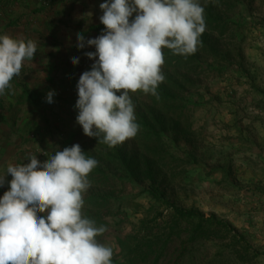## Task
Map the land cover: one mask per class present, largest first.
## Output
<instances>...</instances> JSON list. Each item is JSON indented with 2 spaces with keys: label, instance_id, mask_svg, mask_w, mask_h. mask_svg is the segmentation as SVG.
I'll list each match as a JSON object with an SVG mask.
<instances>
[{
  "label": "rangeland",
  "instance_id": "374dc122",
  "mask_svg": "<svg viewBox=\"0 0 264 264\" xmlns=\"http://www.w3.org/2000/svg\"><path fill=\"white\" fill-rule=\"evenodd\" d=\"M199 3L204 19L213 8L227 26L212 35L217 51L205 54L200 66L184 65L175 72L162 66L165 79L159 87L175 94L174 111L178 117L183 114L176 118L178 129L169 124L171 117L163 107L155 106V96L137 92L130 93L139 125L134 137L111 149L84 133L78 143L86 157L98 161L88 177L91 186L82 211L88 218L103 220L97 226L107 231L100 243L112 247L114 261L126 253L121 241L138 236L141 224L148 229L158 225L153 231L158 233L169 220L168 208L154 193L175 207L230 225L251 247L249 264H264V0L223 2L231 10L221 9L214 0ZM170 54L163 49L164 61ZM155 133L161 137L156 139ZM11 179L10 175L7 181ZM9 188V183L0 187V199ZM234 235L218 234L219 241L208 242V250L186 264H240L233 253L242 241L233 240ZM177 245L173 238L160 264L170 259ZM151 263L150 258L136 264Z\"/></svg>",
  "mask_w": 264,
  "mask_h": 264
},
{
  "label": "clouds",
  "instance_id": "9594fccd",
  "mask_svg": "<svg viewBox=\"0 0 264 264\" xmlns=\"http://www.w3.org/2000/svg\"><path fill=\"white\" fill-rule=\"evenodd\" d=\"M100 9L102 34L86 41L77 33L78 48L95 47L85 53L95 62L78 80L76 121L84 135L111 149L139 129L130 93L159 98L163 49L184 57L197 51L206 30L205 9L199 0H104ZM36 51L33 40L0 35V95ZM54 94L47 93L48 103ZM27 161L9 164L0 175V187L10 184L0 199V264H112V247L97 240L107 228L82 211L98 161L86 157L79 144L44 162L35 155Z\"/></svg>",
  "mask_w": 264,
  "mask_h": 264
},
{
  "label": "crops",
  "instance_id": "0c3cea01",
  "mask_svg": "<svg viewBox=\"0 0 264 264\" xmlns=\"http://www.w3.org/2000/svg\"><path fill=\"white\" fill-rule=\"evenodd\" d=\"M103 2L0 0V35L33 40L37 45L34 59L24 62L11 88L0 95V175L9 164L28 163L29 156L38 158L46 150L48 156L38 158L44 162L61 147L83 139L76 121L77 84L95 62L85 55L95 47L78 48L77 33H83L86 41L102 34ZM73 57L78 64L72 63ZM49 91L55 93L52 103L46 100Z\"/></svg>",
  "mask_w": 264,
  "mask_h": 264
},
{
  "label": "trees",
  "instance_id": "16d2710c",
  "mask_svg": "<svg viewBox=\"0 0 264 264\" xmlns=\"http://www.w3.org/2000/svg\"><path fill=\"white\" fill-rule=\"evenodd\" d=\"M214 2L218 7H221V9L231 10L232 7L223 6V2L225 3V5H227L233 2H237V0H214ZM207 12L209 14L207 16V19H205L206 30L200 37V43L197 46L200 49L199 52L204 55H201V57L197 54V51L194 54L187 56L189 58L170 54L169 61L167 59L164 62V65L167 67L171 66L172 71H174L175 68H181L184 65L189 69L194 66L198 67L200 66L199 60H201L205 56V54H209L210 51H217L216 47L212 45L213 39L211 37L213 34H216L218 30H225L227 24L224 22L223 18H221L222 16L217 17L215 15V13L213 12V8H210ZM224 32L225 31H221L222 34ZM160 89L164 92L160 91ZM157 93L159 98L155 96V99L153 100L155 106H157L158 108L163 107V109H161L162 112L171 117L169 120V124L174 125V127L178 129L179 121L176 120V118L178 117V113L177 111H174V109L176 108V104H178L175 101V94L172 95L173 93L169 90L168 92H166V88L163 86H158ZM182 116L183 114L181 115V117ZM155 119L158 120L159 116L155 117ZM159 136L160 135L158 133H155L156 139H159L161 137ZM146 162L149 166L148 171H152V165L150 164V161L146 160ZM151 195L156 199H159L161 203H164L166 205V208H168L169 220L162 227H159L160 232L158 233L153 232L158 225H155L156 227H151L150 229H148L147 224H141L142 230L139 231L138 236L127 238V242L125 243L121 241L122 249L126 250V253L123 256V259L120 261H114L113 259L112 264H136L137 262L149 261L150 258L152 260L151 264H160L161 258L164 255L168 244L171 243L173 238L178 240V245L174 250V254L165 264H186L188 262L194 263V261L197 260L198 254H203V252H206L208 250V242H217L219 241L217 237L218 234L222 232L231 233V231H233L235 234L233 240L242 241L240 242L241 247L239 251L233 253L236 254L235 262H238L240 264H249L248 257L249 255H251V247L246 242L245 237L241 235L236 229H233V227L226 223L218 222L216 220V217L206 219L203 213H200L196 210H185L175 207L169 201H164L163 198H161L160 200V198L157 197V195H155L154 193H151ZM90 217V219H93L97 225L103 222V220L98 216L91 215ZM155 221L153 222V224L156 223ZM140 234L142 236H140ZM99 238L100 236L97 237V240L100 242ZM235 244L239 243L235 242ZM218 257L222 258L224 257V255L220 254ZM218 257L214 256L213 260L219 259ZM204 260L205 262L208 261L209 257H204Z\"/></svg>",
  "mask_w": 264,
  "mask_h": 264
}]
</instances>
